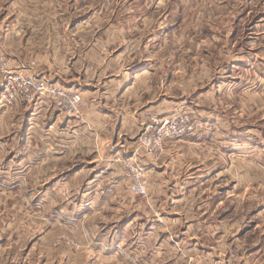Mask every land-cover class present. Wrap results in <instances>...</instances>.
<instances>
[{"label": "rangeland", "instance_id": "obj_1", "mask_svg": "<svg viewBox=\"0 0 264 264\" xmlns=\"http://www.w3.org/2000/svg\"><path fill=\"white\" fill-rule=\"evenodd\" d=\"M216 1L155 0L131 10L115 8V0H0V34L11 35L22 53L0 49L11 67L74 88L83 101L79 118L48 97L0 108V253L7 264H147L162 255L156 248L163 241L181 257L198 256L199 264L259 263L264 0H241L234 10ZM35 19L43 25H26ZM106 61L131 84L125 104H110L107 116L93 107L87 116L86 103L105 95ZM120 112H132L124 128ZM180 116L192 120L191 132L168 134L157 151L140 142L160 121ZM116 157L146 167V195L131 192ZM155 165L181 180L202 172L203 183L155 199ZM200 210L206 222L227 219L228 248L220 234L203 236L219 259L182 248L190 236L185 227Z\"/></svg>", "mask_w": 264, "mask_h": 264}, {"label": "crops", "instance_id": "obj_2", "mask_svg": "<svg viewBox=\"0 0 264 264\" xmlns=\"http://www.w3.org/2000/svg\"><path fill=\"white\" fill-rule=\"evenodd\" d=\"M179 1L182 2L184 0H179ZM239 1H241V0H217L216 1V7H219V4H221L222 6L225 5L228 10H234L236 8L235 7L236 2H239ZM161 2H162V0H160V3ZM245 2H249V0H245ZM107 4H110V2L107 1ZM154 4H155V0H115V2H114L115 8H126V9H131V10H133V9L139 10V9H144V8L148 9L151 6H154ZM27 24H28V26L43 25V24H41L40 19L30 20V21L26 22V25ZM32 30L34 31L35 34H38L41 32L36 27ZM11 42H12V37H11V35H8L7 32H5V34H0V49H2V51L6 54V56H10V57L22 56L21 51L13 48L12 45H10ZM28 42H29V40L27 39L26 43H28ZM90 50H91V48H90ZM116 58L122 59V53L121 52L116 53ZM108 61H109V59H108ZM108 61H106L105 63L102 64L103 68H104V72H103L104 76H101V80L105 86V88L102 89L105 95H104V97L99 98V101H96V99H91V101H89V103H86V107H87L86 114H87V116L91 112L90 108H93V107L97 109V106H98L100 116H103V115L107 116L108 114L112 113V112H110V110L106 111V108L109 107L110 104L115 105L117 103L118 110L121 109V107H119V104H121V106L123 104H125V101H123L122 96L124 95L125 91H127V87H130L131 84L129 85V84L125 83V81L122 79V76L121 77L118 76V74L121 71L118 72L117 74H113L111 72L112 69L109 70ZM73 64H75V63H73ZM113 76H115V77H113ZM111 87H113L112 89H115V94H116L115 99L110 97L112 95V93H110ZM122 102H123V104H122ZM102 106H104L105 108H103ZM38 111L39 110L34 109V111L31 112V115L34 116L36 113H38ZM131 115H132V112L131 113H125V114H121V112H120L118 117H119L121 128H124L122 126H124L123 124L125 123L126 118H128L130 116V119H131ZM131 130H132V128L130 127V131ZM161 166L162 165H160L159 167H156V165H155L154 167L150 168V172H151V176H152V182L154 185L153 188H154V198L155 199H161L162 198L161 196L164 193L169 194L172 191H173V193H171V194L177 195L179 197L178 193H175V190H181L179 193L182 195V194L190 191V189L192 187L194 189H196V187L198 188L200 186V184L203 183V178L199 177V176L203 175L202 172L199 173V175L196 173L198 176H193V177L189 176V177H186L183 180H181V178L180 177L177 178V176L175 178L168 177L166 175L168 170H169L168 167H161ZM167 186H171V188L167 189L166 188ZM178 186H180V187H178ZM170 190H172V191H170ZM182 190H184V192H182ZM161 202H162V200H161ZM197 213H200V215L198 216L199 218L196 217L194 220H192L190 222L189 225H187L185 227V230L190 233V236H186L184 238V241L182 240L184 242L182 248L184 249V252L189 256L193 255L195 253V255H199V254L200 255L203 254V255H207V256L214 255L213 259H219L218 256H215L216 255L215 251L217 250V247L209 245L208 241L203 240V236L204 235L210 236V235H215V234L219 236V234H220V236H219L220 240H226V241H224L225 242L224 247L228 248V246H230V244H228V239H227L228 237L227 236L230 233H229L228 223H227V221H225L227 219H225V218L222 219L220 221V223H217L214 221L206 222L205 219H207L209 216L206 213V211L200 210ZM210 214H212V213H210ZM231 229H233V226H230V230ZM192 233L194 235V239L191 238ZM124 234H125V232L121 231L120 235H122V237ZM258 245H259L258 249H260V250L263 249L264 243L258 244ZM208 246H211V247H208ZM156 249L160 250L162 255H159L158 252L156 254H153V256H150L147 259V261H148L147 264H199L198 256L196 258H192V259L191 258L188 259V256L181 257L180 255L175 254L174 251H172L173 249L165 247L164 241L160 242ZM1 250L2 249H0V252H1ZM254 260L255 259L251 260L250 258L248 260L244 259L241 264H250V262L252 264H257V262ZM0 264H7L6 260H4L3 253H0ZM222 264H233V261H231V259L228 258ZM258 264H264V252H262V254L260 255V259H259Z\"/></svg>", "mask_w": 264, "mask_h": 264}, {"label": "built area", "instance_id": "obj_3", "mask_svg": "<svg viewBox=\"0 0 264 264\" xmlns=\"http://www.w3.org/2000/svg\"><path fill=\"white\" fill-rule=\"evenodd\" d=\"M43 97L52 99L59 111L75 118L80 117L83 101L76 89L46 82L25 69H13L9 60L0 52V108H8L17 102L35 103ZM193 128L192 120L186 116L171 121L167 118L160 121V129L155 135L142 136L140 142L157 151L168 134L169 137H180ZM116 161L125 170L131 192L138 196L146 195L149 187L146 167L132 159L116 157Z\"/></svg>", "mask_w": 264, "mask_h": 264}]
</instances>
